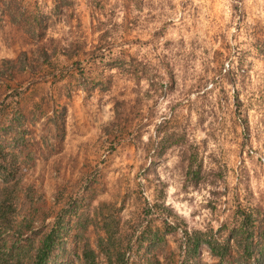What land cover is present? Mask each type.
<instances>
[{
  "label": "rangeland",
  "instance_id": "374dc122",
  "mask_svg": "<svg viewBox=\"0 0 264 264\" xmlns=\"http://www.w3.org/2000/svg\"><path fill=\"white\" fill-rule=\"evenodd\" d=\"M68 1L55 15L53 0H17L46 16L40 40L0 15V61L24 51L30 71L7 68L0 103L23 114L34 207L87 178L91 208H119L123 229L152 205L155 225H178L161 261L179 257L184 228L264 217V0ZM57 105L61 141L47 120ZM32 208L21 199L17 219ZM199 258L212 261L206 245Z\"/></svg>",
  "mask_w": 264,
  "mask_h": 264
},
{
  "label": "trees",
  "instance_id": "16d2710c",
  "mask_svg": "<svg viewBox=\"0 0 264 264\" xmlns=\"http://www.w3.org/2000/svg\"><path fill=\"white\" fill-rule=\"evenodd\" d=\"M69 4L68 0H53L52 13L59 14ZM0 15L34 40H40L47 28L43 13L27 11L17 0H0ZM38 52L42 61L49 62L44 47ZM22 55L24 58L18 56L14 61H0L4 68L0 70L1 83L7 82L4 76L11 64H20L22 71L30 72L24 51ZM6 110L0 103V264H264V217L256 212L240 211V221L233 227L184 228L179 257L161 261L156 249L178 225L170 226L165 220L162 226L155 225L152 205L145 204L134 226L123 229L119 208L105 203L91 208L87 196L91 181L87 178L64 199L56 198L53 207H34L37 198L29 186L22 185L31 158L30 140L22 128L23 114L18 106L12 108L11 115ZM47 120L53 126L54 139L61 141L64 106L54 107ZM188 169L190 174L191 164ZM21 199L34 208L18 220ZM202 245L208 247L212 261L199 258Z\"/></svg>",
  "mask_w": 264,
  "mask_h": 264
}]
</instances>
